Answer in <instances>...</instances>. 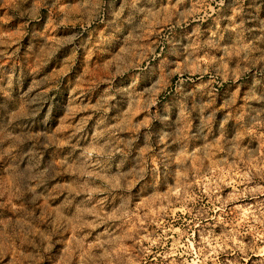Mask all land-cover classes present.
<instances>
[{
  "label": "clouds",
  "instance_id": "obj_1",
  "mask_svg": "<svg viewBox=\"0 0 264 264\" xmlns=\"http://www.w3.org/2000/svg\"><path fill=\"white\" fill-rule=\"evenodd\" d=\"M264 264V0H0V264Z\"/></svg>",
  "mask_w": 264,
  "mask_h": 264
},
{
  "label": "rangeland",
  "instance_id": "obj_2",
  "mask_svg": "<svg viewBox=\"0 0 264 264\" xmlns=\"http://www.w3.org/2000/svg\"><path fill=\"white\" fill-rule=\"evenodd\" d=\"M248 264H251V261H249Z\"/></svg>",
  "mask_w": 264,
  "mask_h": 264
}]
</instances>
